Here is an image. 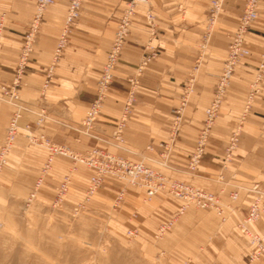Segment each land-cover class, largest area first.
Returning a JSON list of instances; mask_svg holds the SVG:
<instances>
[{
    "label": "crops",
    "instance_id": "crops-1",
    "mask_svg": "<svg viewBox=\"0 0 264 264\" xmlns=\"http://www.w3.org/2000/svg\"><path fill=\"white\" fill-rule=\"evenodd\" d=\"M244 1H223L207 52L200 62V72L193 83L194 90L184 103L172 141L170 133L173 110L180 104L186 76L198 54L196 46L204 30L210 0L148 1L156 16L157 35L151 39V44L157 48L158 55L144 67L139 76L136 100L124 130V142L118 145L111 137L114 121L128 88L127 79L135 74L144 46L150 40L144 20L146 6L139 4L136 7L102 110L92 128L84 132L79 129L80 120L94 98L96 81L126 0H82L80 16L72 27L68 44L55 65L54 75L42 98L46 116L42 125L35 127L37 115L32 109V103L50 63L68 6V0H55L45 11L18 88L21 103L27 104L25 107L29 105L27 108L30 111L22 112L20 130L10 149L7 166L0 171L1 193L16 197L34 191V199L51 201L55 187L69 165L66 158L56 157L51 167L43 172L47 150L27 141L22 128L26 124L32 130L44 133L52 142L67 145L76 152L82 153L98 147L134 161L143 160L170 179L201 183L224 197V192L237 185L250 186L262 181L264 74L260 90L254 95L242 123L238 147L226 166L223 165V153L228 136L241 116L247 91L257 72L259 55L264 47V0L258 5L257 19L245 34V45L250 54L242 58L234 69L198 168L190 172L186 167L201 128L204 109L210 102L217 74L222 66L227 37L239 22ZM34 5L35 0H0V15H4L0 87L11 82L23 33ZM12 110L13 107L1 98L0 93V142ZM164 142L169 147L165 155L162 154L164 149L161 146ZM148 145L151 148H147ZM162 155L166 157V166L160 164ZM39 177L41 182L36 187ZM114 180L113 176L105 178V181L115 183ZM144 194L143 189L129 186L125 199L130 203H137V199ZM162 196V193H157L153 197V206L144 208L154 215L153 210L160 207ZM251 199V193L247 192L242 194L239 203L238 200L234 203L231 213L235 220L238 212L244 214ZM175 201L178 207L180 202ZM74 204L72 203L73 206ZM191 208L195 207L189 206L186 211ZM229 222L235 221L231 219ZM250 228L264 232V221L259 225L252 224ZM245 241L250 251L247 238ZM253 263L264 264V255Z\"/></svg>",
    "mask_w": 264,
    "mask_h": 264
},
{
    "label": "built area",
    "instance_id": "built-area-1",
    "mask_svg": "<svg viewBox=\"0 0 264 264\" xmlns=\"http://www.w3.org/2000/svg\"><path fill=\"white\" fill-rule=\"evenodd\" d=\"M223 1L224 0H210L207 7L204 30L201 35L200 42L196 46L198 54L185 80L184 92L186 93V96H188L193 90V83L200 72V62L204 53L207 51L209 40L217 22ZM261 1L262 0L244 1L239 22L237 23L235 30L230 34L222 66L217 74V80L213 88L212 97L204 109V117L201 128L186 163V167L190 172L197 170L202 159L210 131L215 123L225 92L230 85L231 77L236 65H238L242 58L250 54L248 47L245 45V34L251 27L252 22L258 17V5ZM54 3L55 0H35L33 13L28 20L25 32L23 33L11 82L8 85H2L0 87L1 98L3 100L7 98L8 100L5 101L13 107L5 128L4 137L0 142V171L7 164L10 149L12 148L20 130L19 120L22 116V112L29 110L21 103L18 88L21 85L29 57L33 51V46L45 11L48 6L53 5ZM148 3V0H126L125 6L117 19L112 41L96 81L94 98L89 102L88 107L86 108L80 121L79 125L81 131L87 132L91 129L102 110L104 99L106 98L109 87L114 79V69L118 62L121 48L130 31L132 17L135 13L137 5L144 4L146 5L144 20L147 25L150 40L144 46V53L142 54L136 67L135 75H132L127 79L129 89L124 96L120 113L115 119L114 127L111 131L112 139L118 143L124 142L123 131L135 101V89L138 84V76L142 73L144 67L158 55L157 48L151 44V39L157 35L155 30L156 16L149 7ZM81 4L82 0H68L64 21L59 31L50 63L43 75V80L40 85V98L43 97L46 89L49 87L52 76L54 75L55 65L68 44L72 27L80 16ZM3 29V14H1L0 48ZM263 74L264 47L259 55L256 75L253 82L250 84V89L247 93V101L244 112H246V109L249 108L248 105L252 101L254 95L259 92ZM184 97H182V99H184ZM181 110L182 108L180 107L173 110L174 117L172 120L170 141H172L175 137ZM36 115L37 118L34 123L36 127H40L43 122L44 115L42 113H36ZM23 130L25 131V136L28 141L36 143L47 150V156L42 167L43 172L51 167V163L56 157L66 158L70 163L69 171L63 175L61 181L56 187L54 194L55 202L61 201L65 195L71 180L72 170H74L78 164H83L92 169L85 191L86 200L95 193L105 178L109 175L124 180L130 186L143 189L145 199H150L157 193L161 192H165L175 197L180 202L179 206L169 221L162 223L157 227V234L159 236H162L189 206H193L200 210L213 211L216 215L223 217L225 215V209H229L230 207V202L232 203L238 200V191H231L227 196L226 202H224L225 200L222 198L220 193L195 187L194 185L182 180L170 179L163 172L151 167L143 160L133 161L98 147H93L84 153H79L67 145L52 142L44 135V133L32 130L29 124H26ZM238 135L239 130L237 127L230 133L227 145L224 148L226 159L231 151L236 147L239 139ZM161 146L164 149V153L162 154L165 155L169 149L168 143H161ZM147 148H151V146L148 145ZM163 155L161 156L160 164L166 166V157ZM40 182L41 177L37 179L35 186L37 187ZM246 190L248 193H251L252 199L244 217L239 221V223H237V228H239L240 232L247 238L248 244L251 247V250L247 255L248 261L251 263L260 260L264 255V232L253 231L250 228L252 224L257 222L264 215V179L260 182L253 183ZM124 193L125 188L123 187L120 189L117 199H121ZM32 197H34V191L30 192L29 200ZM135 232V230L129 229L128 235H135Z\"/></svg>",
    "mask_w": 264,
    "mask_h": 264
},
{
    "label": "rangeland",
    "instance_id": "rangeland-1",
    "mask_svg": "<svg viewBox=\"0 0 264 264\" xmlns=\"http://www.w3.org/2000/svg\"><path fill=\"white\" fill-rule=\"evenodd\" d=\"M214 29L215 26L213 31ZM229 39L230 34L227 41ZM184 89L185 84L182 97L186 96ZM192 92L180 100L178 107L183 108L182 103H186ZM42 98L38 92L32 109L45 117ZM246 101L247 97L238 123L234 126L238 127L239 138L242 123L248 114V109L244 112ZM29 143L41 147L36 143L30 141ZM115 143L122 144L117 141ZM238 143L239 139L227 159L225 152L223 153L224 166L231 160ZM69 169L70 163L64 174ZM91 173L92 169L78 164L72 170L65 195L57 202L54 201L55 191L51 201L34 197L29 200L30 192L23 196L11 197L0 191V264H256L248 261L247 255L250 251L245 241L246 237L237 228V223L244 217L246 211L243 215L238 212V218L235 220L231 213L235 202H230V207L225 209L223 217L209 210L201 211L197 208L185 210L186 212L159 236L157 227L169 221L175 212L177 207L175 197L161 192L163 196L160 207L154 209L155 214L152 215L144 206L151 208L154 196L145 199V195H142L137 199V203H130L125 199L126 190L130 185L113 176L115 183L104 180L95 193L86 200L85 191L88 184L86 179H89ZM73 179L75 180L72 181ZM189 183L211 190L201 183ZM123 187L125 193L118 200L119 191ZM248 187L237 185L224 192L225 197L221 196L226 202L231 191H238L239 203L242 194L247 193ZM72 203H75L74 206ZM263 217L264 215L254 224H261L264 221ZM229 218L235 222H229L231 221ZM129 229L135 230V235H128Z\"/></svg>",
    "mask_w": 264,
    "mask_h": 264
}]
</instances>
